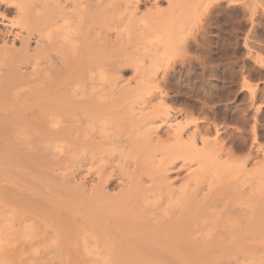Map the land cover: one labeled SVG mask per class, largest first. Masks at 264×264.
Listing matches in <instances>:
<instances>
[{
    "label": "bare ground",
    "instance_id": "obj_1",
    "mask_svg": "<svg viewBox=\"0 0 264 264\" xmlns=\"http://www.w3.org/2000/svg\"><path fill=\"white\" fill-rule=\"evenodd\" d=\"M139 2L127 6L136 9ZM151 3L155 6L157 0ZM107 8V0H0V59L11 62L10 56L19 51L14 80H27L39 89L35 96H27L29 106L36 107L31 116L35 141L26 134L16 136L17 141L4 134L0 139L6 147L17 150L16 146L26 145L40 156L22 165L27 170L19 180L88 181L89 195L95 200L91 212L86 211L87 203L78 207V214H92L95 229L104 234L134 231L135 240H162L171 246L164 255L168 264H264L240 257L231 248L236 216L264 212V204L255 197V180H264V142L256 128L261 107L256 103L257 87L243 83L253 110L244 153L243 148L236 153L228 145L222 134L225 127L171 106L153 77L140 78L136 87L143 93L132 101L117 99L121 108L103 106L100 100L77 105L83 100L65 90L84 65L85 40L93 41V34L106 37ZM94 10L102 17L103 30L89 25ZM111 62L104 68L107 86L101 91L105 94H114L123 85L119 70L112 69L119 60ZM52 101L55 106L50 107ZM22 111L19 106L13 119L25 120ZM52 115L66 117L68 125L47 133L43 119ZM120 119L130 131L111 132ZM237 132L241 135L239 127ZM43 152L55 155L59 163L43 158ZM8 169L0 163V180H10L0 181V241L10 233L2 216L13 208L6 202L28 196L25 187L12 190L9 183L18 179L4 175ZM113 179L117 190L110 193L107 186ZM117 196L136 197L138 203L111 212L106 205ZM20 207L16 208L24 212L25 206ZM49 209L39 207L42 213ZM24 252L22 247L9 250L0 255V264H28Z\"/></svg>",
    "mask_w": 264,
    "mask_h": 264
},
{
    "label": "rangeland",
    "instance_id": "obj_2",
    "mask_svg": "<svg viewBox=\"0 0 264 264\" xmlns=\"http://www.w3.org/2000/svg\"><path fill=\"white\" fill-rule=\"evenodd\" d=\"M133 1L107 0L106 37L102 36L104 33L93 34V41L85 40L81 57L84 65L77 69L75 81L65 90L83 100L77 105L88 106L100 100L103 106L121 108L117 99L132 101L143 93L142 88L136 87L140 78L153 77L171 106L219 128L225 127L222 134L228 145L236 153H244L250 141L253 110L243 83H250L257 87L256 103L261 107L256 128L264 142V0H157L155 6L151 5L153 0H140L136 9L127 6ZM89 25L103 30L102 17L95 10ZM18 52L10 56L11 62L0 59V139L4 134L17 141L16 136L26 134L35 141L31 116L36 107L29 106L27 96H35L39 89L32 88V82L27 80H14ZM113 60L120 62L119 68L117 64L112 69L119 70L116 73L123 85L116 93L105 94L101 91L107 86L104 68ZM121 90L124 93L119 95ZM31 103L37 106L39 102ZM48 104L55 106L54 101ZM3 105H10L11 109L6 110ZM19 106L25 120L12 117ZM52 116L43 119L47 133L60 124L68 125L66 117ZM110 128L114 133L130 131L123 119ZM96 133L101 135L97 130ZM239 136L242 140H238ZM26 147L18 145L15 150L0 141V163L9 168L3 174L17 177L9 183L14 192L21 187L28 194L6 202L13 211L2 216L10 233L0 241V255L22 247L28 264H168L164 255L171 246L162 240H135L134 231L114 234L109 230L104 234L95 229L92 214H78V207L87 203L86 211L91 212L95 200L89 195L88 181L72 184L19 180L23 170H27L22 165L40 159L38 153ZM43 158L59 163L48 152H43ZM255 181V197L264 204V180ZM116 184L115 179L108 184L110 193L117 190ZM132 203H138V199L117 196L106 207L117 212V208L126 210ZM20 205L25 206L24 212L16 208L22 209ZM39 207L50 209L42 213ZM231 228L236 235L231 248L238 256L264 263V212L237 215Z\"/></svg>",
    "mask_w": 264,
    "mask_h": 264
}]
</instances>
